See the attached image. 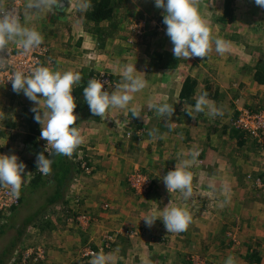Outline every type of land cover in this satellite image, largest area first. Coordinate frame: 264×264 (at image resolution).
<instances>
[{"label": "crops", "instance_id": "obj_1", "mask_svg": "<svg viewBox=\"0 0 264 264\" xmlns=\"http://www.w3.org/2000/svg\"><path fill=\"white\" fill-rule=\"evenodd\" d=\"M114 1L117 11L120 2L141 9L145 8L146 3L145 0ZM239 1L246 4L248 12L243 15L245 22L250 16L256 17V9H251L255 4L253 0H235L233 15L227 22L219 20L224 10V0H197L200 13L209 23L211 50L204 58L185 59L173 56V46L166 35L163 17L160 19V28L153 26L154 29H150L142 41L131 45L128 42L129 34L125 32L128 15L123 14L117 32L107 35L100 44L95 31L98 26L86 17L89 10L85 13L77 10L80 0H64L63 10L56 12L48 8L29 9L27 4L30 0H24L21 24L39 31L43 36L42 42L45 41L50 47L51 55L44 66L61 73L71 70L84 75L92 71H105L112 82L108 89L114 91L123 83L120 75L123 68L135 63L137 70L143 71L137 74L147 84L134 94L129 105L139 106L142 118L130 119L131 113L127 116L123 109L110 108L105 117L93 116L88 110L86 117L77 121L83 143L71 156H63L72 163V170L66 184H62V197L52 204L42 199L21 208L22 217L13 220L17 230L24 224L22 222L28 214L37 210L39 213L26 223L19 241L21 238L35 239V247L46 253L47 263L55 261L56 248L65 251L62 254L69 257L68 251L75 246L76 240L82 241L90 235V241L96 245L106 241L105 235H110L112 248H107L105 251L109 250L105 255L113 256L114 260L108 264H194L192 260L198 257L203 258L204 264H226L229 258L233 264H264V216H260V203L253 202L247 208L242 206L246 200L240 196L249 191L250 187L244 185L243 178L250 173V167L253 166L249 162L253 163L255 158L248 157L244 151L245 141L248 140L244 134L245 137L241 138L243 142H238L239 138L231 125L236 104H233V100L229 101L230 97L222 98L227 93L223 84L211 80L214 67L210 65V72L208 68L200 69L213 59L228 61L233 58L230 48L236 45L233 41L234 32L229 26L241 11ZM103 24L105 22L100 23L101 26ZM216 38L226 42V51L223 53L216 51ZM220 71H224V68L218 73ZM208 89V98L215 102L223 115L227 112L226 105L230 106L229 120L223 119V115L211 117L207 115V110L196 113L195 118L187 114L186 109L194 106L198 96L204 91L208 92ZM240 90L242 92L243 89ZM153 101L172 104L175 109L173 116L165 119L155 110H150L148 104ZM32 106V102L22 92L17 94L12 89L0 90V154L15 153L25 163V172L28 173L27 179L22 181L21 193L35 172L47 180L53 177L52 172L44 176L31 165L36 160L33 144L44 145L46 142L31 131V127L36 128L35 132L41 131L40 125L33 119L34 113L30 111ZM153 130H156V134L150 136ZM34 139L36 141H31ZM193 148L199 149V155L189 168L193 176L192 194L185 199L180 191L169 193L162 177L169 171L168 168L178 167L183 160L191 159L189 152ZM82 155L97 161L91 172L92 177L87 178V173L78 169ZM104 156H110L109 159L113 161H126L127 166L138 160L149 172L144 173L150 178L146 193L141 195L131 187L130 192L124 190V185H120L118 180L121 170L114 165L111 171L106 170L102 160ZM98 170H102V173ZM256 185L261 187V184ZM56 187L54 183H42L36 190L48 191L47 194L51 195ZM83 187L88 196H79L84 193V190L81 191ZM79 197L80 204L84 202L79 212L90 216V223L94 226L88 228V232L79 228L76 233L72 228L75 224L80 226L75 213L70 211L71 199L73 201V198ZM106 204L108 208L104 209L103 205ZM166 205L180 206L189 211L191 222L186 230L167 232L159 218L151 228L145 225L142 216L154 208L163 210ZM241 206L243 211L247 210L246 213L253 215L249 218L250 222L247 223L246 218H243L228 224L229 210L233 207L240 209ZM61 222L64 224L62 227L59 226ZM0 223H4L3 220L0 219ZM231 226L230 236L228 229ZM8 233L13 235L15 232ZM13 236L4 235L10 240ZM18 247L16 245L14 251ZM63 256L59 255L56 259L60 260ZM81 260L84 262V259ZM63 264L81 263L66 258Z\"/></svg>", "mask_w": 264, "mask_h": 264}, {"label": "clouds", "instance_id": "obj_2", "mask_svg": "<svg viewBox=\"0 0 264 264\" xmlns=\"http://www.w3.org/2000/svg\"><path fill=\"white\" fill-rule=\"evenodd\" d=\"M255 5L264 10V0H253ZM154 6L162 9V22L166 26L165 32L172 43V54L176 58L189 59L191 57L204 58L211 50V32L207 19L200 13L197 0H154ZM29 9L40 10L48 8L56 12L63 10L64 0H30ZM92 7L91 0H80L77 10L87 12ZM9 41H16L28 51L42 44L43 36L34 28L21 24L19 16L12 10H0V50H4ZM216 51H226V42L216 38ZM135 63L127 64L120 73L123 83L114 91H109L107 81L90 78L83 87V97L93 116L105 117L110 108L125 110L124 114L131 118H142L139 106L129 107L134 94L146 87V80L138 75ZM103 74V73H101ZM13 92L23 95L32 102L30 111L33 119L40 127V138L46 141L45 151L36 154L35 167L44 176L52 172L53 161L49 158L54 151L56 154L71 156L73 151L83 143V137L76 126L78 114L73 96V89L79 86L82 74L79 71H53L44 65H38L25 74L22 70H13L8 77ZM150 110H155L160 116L168 119L173 116L174 106L167 101H153L148 104ZM216 117L223 115L214 101L208 98L206 91L202 92L194 106L186 109L187 114L195 118L196 113H203ZM156 130L150 131L154 136ZM163 139L162 136L159 137ZM49 146L52 151H49ZM48 152V156L45 155ZM199 155V149L193 148L189 152L191 159H185L180 166L170 169L162 180L169 193L180 191L185 199L192 194L191 164ZM26 165L18 156L0 154V184L11 186L13 195L18 196L22 181L27 179ZM145 225L151 228L156 220H162L167 232H182L191 222V215L186 208L180 206H165L163 210L154 208L141 217ZM140 218V219H141ZM114 260L111 255L96 254L89 264H108ZM226 264H233L229 258Z\"/></svg>", "mask_w": 264, "mask_h": 264}, {"label": "rangeland", "instance_id": "obj_3", "mask_svg": "<svg viewBox=\"0 0 264 264\" xmlns=\"http://www.w3.org/2000/svg\"><path fill=\"white\" fill-rule=\"evenodd\" d=\"M11 1L12 0H0V8L7 5ZM20 2H21V5H20V11H21L20 21H21L22 20V5L24 3V0H20ZM145 2L146 3L144 6L145 7L144 9L132 8L129 5H127L126 2H120L118 6V12L120 11L119 12L120 16H122L123 14L128 15L127 16L128 18L126 20L127 31L125 32L126 33L128 32L129 34L128 38L130 40L128 39L129 40L128 42L131 45L134 43H137L138 41L139 42L142 41L144 37H139L138 34L135 35V33L129 29L131 27L130 25H133V24L139 25L141 24L139 23V21H142L143 24L145 25L143 27L144 29L142 30L141 35L145 33L144 36L146 37V35L149 34L150 29L153 30L154 29L153 26L156 27L157 25L156 23L160 22V19L162 18V11L154 6V0H145ZM242 3L243 1L238 2V7L241 11L238 12L237 16L233 19L231 25L229 26L230 30L234 32L233 41L235 42L234 44L236 45L235 47L230 48L233 58H231L230 60L228 59V61L223 60L222 58L221 60L213 59L212 61H210L209 64H204L202 66L203 68H200L203 70H206L208 68L210 72V65L214 67L213 69L214 74H211L210 78L211 80H214L215 82H219V84L221 85L223 84V87L224 89L227 90V93H225L222 96V98L230 97L229 101L233 100V104H236L235 115L237 113V108L241 107L242 105H248L253 108L264 106V86H259L258 83H256L252 78L253 66L255 64L256 59L264 57V10H262L259 6L255 4L252 5L251 9L253 7L256 9V13H257L255 14L256 17L250 16L247 18L245 22V18L243 17V15L247 14L248 11L246 9V4L243 5ZM146 8L147 10H145ZM143 11L146 12V15ZM156 28L158 29L159 27L157 26ZM16 44H18V42L16 43H10V41L8 42L9 46H15ZM42 44L48 48L47 55L50 57L51 54H50L49 45L45 41L42 42ZM237 46H238V49H237ZM222 68H224V71H220V73H218V70H221ZM101 72H104L107 74V72L105 71H100L98 73H95L93 78H95V76H97ZM222 77L224 79H222ZM1 89L7 90L5 86L3 85H0V90ZM240 89H243L242 92ZM226 106H227V109L225 110H227V112L225 113V115H223V119L225 117L226 119L229 120V116L231 114V108L229 105H226ZM231 125H232V120H231ZM247 139H248L247 142L245 141V144H244L245 146L244 151H246V155L248 157L255 158L256 160L254 159L255 161L253 160V163L249 162V164H252L253 167H250V170H249L250 173H248V175H246L243 178L244 185H247V186L249 185L250 188H249V191H247L246 193L240 194V196L242 197V200H246L244 201V205L242 206H247V208H249L248 207L249 204H252L253 202H257V203L259 202L261 206V211H262V214L260 216H264V209L262 210V206L264 207V137L259 141L249 136L247 137ZM80 153H82V150ZM112 154L117 156V154H115V151H112ZM109 157L104 156L102 158L105 164L104 168L106 170L111 171L112 170L111 166L114 165L115 168H119V170H121L120 175H119L120 177L118 178V180L120 181L119 184L121 183L120 185L122 184L124 185V190L126 189L127 191L130 192L131 190L130 187H131L133 190L137 191V193L144 195L148 187H144L145 180L144 182L141 180L143 179V177L150 179L149 176L144 175V173H149L147 169H145V167H142L141 163L137 159H136L137 160L136 163L130 166L129 165L127 166L126 161H122V160L113 161V160H110ZM81 161L88 165V168H87L88 171L87 172L85 171L87 173L86 177L87 178L92 177L93 174L91 172L94 171V165L97 161H94V159L91 161L88 158H84L83 155L80 156V162ZM170 169L172 168H168V170ZM98 171L102 173V170H98ZM258 182H261L260 188H258L256 185ZM87 184L92 185L93 182L92 183L87 182ZM136 184L138 185L137 189H135L134 187ZM22 188H23V185H22ZM83 190H84V193L79 194V196L80 195L88 196V194L85 193V190H86L85 187H83L81 191L83 192ZM86 198H89V197H86ZM140 198H143V196ZM80 200H81V197L73 198V201L71 199L70 211L75 213V218H77L80 224V226L76 224H75V227L72 226L73 230H76V233L79 232V228L81 230H86V232H88L89 231L88 228L94 227L90 223L92 222L90 219V216L85 215L86 214L85 212H79L81 207H83L82 205L84 203L82 202V204H80ZM95 201L101 202L99 200H95ZM103 206H104V209L108 208V204L103 205ZM242 206L240 209L233 207L229 210L230 212L229 220L230 221L228 222V224L233 223L235 220H238V219L243 220V218H246L247 223L250 222L249 218H252L253 215L246 213L247 210L243 211ZM8 215L9 213H3L0 215V219L3 220V222H5L10 216ZM82 216H84V218H81ZM7 221H9V219ZM62 225L64 224L61 222L59 226L62 227ZM231 228L232 226L228 229L230 236L232 234V231H230ZM61 233L59 234L61 235ZM89 237L90 235H88L87 238L82 241H79L80 239L78 238L79 240H76L75 246L74 247L72 246V249L68 251L70 253L69 257L62 254V253H66L65 251L63 252L62 249H60L61 250L60 251L59 248H56L55 251L57 252V256L54 258L55 261H51V263L46 262V253L43 254L42 251H41L42 256L40 258L38 257L37 255L38 248L35 247L36 246L35 239H24L23 240L21 238V240L17 244L19 246L18 250L13 251L12 254H10L9 256H6L4 262L5 264H63L64 262H66V258L67 260L72 258L74 261L79 262L81 264H89V261L96 254H106L108 253V250H109L108 249L107 251H105L107 248L99 250L100 246H104L103 244L105 243V241H102L98 244L96 243L95 245L93 241H90ZM73 238H77V237L73 236ZM9 241L10 239L6 238L5 241L3 240L0 242V251L4 247V245L7 244ZM71 242H73V239L71 240ZM45 245L48 246V243H45ZM85 247L95 249L96 250L95 254L92 256L84 257L82 255V249ZM26 250L28 251L29 256L23 259L22 254ZM17 251L19 253L15 255ZM59 255L61 256L64 255V256L61 257L60 260H57L56 258H59ZM81 258L84 259V262L82 260L80 262ZM202 260L203 258L198 257V259H193L192 263L204 264L203 263L204 261L202 262Z\"/></svg>", "mask_w": 264, "mask_h": 264}, {"label": "trees", "instance_id": "obj_4", "mask_svg": "<svg viewBox=\"0 0 264 264\" xmlns=\"http://www.w3.org/2000/svg\"><path fill=\"white\" fill-rule=\"evenodd\" d=\"M113 1L114 0H91L92 7L89 9L88 14L86 16L95 25L98 26V28L95 31L97 34V39L100 44L107 35H110V34L112 35L116 33L121 25L122 18L119 15L120 11L118 12L116 10L117 4H115L114 3L115 1L114 2ZM234 1L235 0H224V10H223L221 17L219 18L221 22H227L228 20L231 19L233 15ZM103 22H105V24L101 26L100 23H103ZM144 35L145 33H143V35L140 34L139 37H144ZM93 73L95 72L94 71L89 72L87 75L82 74V80H81L80 85L74 87L73 89V94H74V98H75L76 105H77V107L74 109V112L78 114L77 121H79L83 117H86L87 111L89 110L88 105L83 97V87L86 86L87 81L90 78H93L94 76ZM252 78L256 83L264 84V57L256 60V63L253 66ZM192 87L193 85L191 86V88ZM207 93H208V97H210V94H209L210 89H208ZM213 96H215V94H213ZM248 107H250L253 110L258 108V107L253 108L251 106H248ZM233 130L239 138L238 142L242 143L243 141L241 138L245 137L243 135L244 133L240 132L238 129H235L234 127H233ZM31 131L40 135V130H37V132H35L36 128L31 127ZM30 137L31 139H33L31 135ZM31 141H36V139L31 140ZM33 147H34L35 156L38 152L43 151V144L35 143L33 144ZM45 155L48 156V153H45ZM63 156H64L63 154H56L54 151L52 152V155L49 157L53 161L51 165L52 175H53L52 180H47L41 177L39 173L35 172L32 178L30 179L27 188H25L23 192L21 193L18 204L14 205L10 210L11 214L8 217L9 219L8 222L10 223H6L8 219L4 223H0V242L6 239L4 235H7V236L14 235L13 238L7 244H5L4 247L0 251V264H5L4 261H5L6 256H9L10 254H12V252L16 248V245H17L16 243L17 241H19L26 223L30 221L34 217V215L37 216V214L39 213L38 212L39 210H37L36 212H33L32 210L33 213L28 214L24 218L22 222L24 224H22L21 227L17 230V228L16 229L14 228L13 220H15V218L17 217L19 218L22 217L21 208L24 209L25 206H27V204L29 205L33 203L34 201H38V200L42 201V199L45 200L46 203L52 204L58 201L62 197V190H63L62 184L64 185L66 184V181L69 179L68 175L70 174L72 170V167H71L72 163L68 159L64 158ZM31 165L35 167V161L31 162ZM78 169H80L79 164H78ZM42 183H45V184L48 183L49 185L54 183L55 185H57V187L55 188L54 192L51 195L47 194L48 191L38 192L36 189H38V187ZM30 196H33L32 197V199H34L33 201L30 198ZM6 226L9 228L8 229L4 228ZM9 231H11V234H13L14 232L15 233L13 235H9L8 233Z\"/></svg>", "mask_w": 264, "mask_h": 264}, {"label": "built area", "instance_id": "obj_5", "mask_svg": "<svg viewBox=\"0 0 264 264\" xmlns=\"http://www.w3.org/2000/svg\"><path fill=\"white\" fill-rule=\"evenodd\" d=\"M20 0H12L7 5L0 8V10H12L16 12L19 16V20L21 19V11H20ZM141 24H133L130 25L129 28L132 32L138 35L142 33L144 29V25L142 21H139ZM157 24V25H156ZM156 27H161V22L156 23ZM48 48L41 44L37 48L24 51L23 48L18 44L15 46H9L7 44L4 50H0V85L5 86V88L9 91L12 89L11 81L8 77L12 74L13 70H22L27 75L30 73V70L37 67L38 65H45V62L48 58ZM103 73V74H101ZM95 78H99L102 81H107L106 87H110L111 79L108 74L101 72ZM232 125L235 129H238L240 132L244 133L245 136H249L255 140H261L264 137V106L258 107L257 109L253 110L248 105H242L241 107L237 108V113L235 117L232 119ZM46 142L43 145V151H45ZM49 151H52L49 146ZM48 153V152H45ZM80 170L81 171H88V165L84 162H80ZM138 177V176H137ZM143 177L141 181L144 182V187H148L150 181L148 178ZM139 180V179H138ZM257 184H261L258 182ZM137 184L134 186L137 189ZM22 185L20 188V192L18 196L13 195L11 191V186L6 184H0V214L9 213L11 208L18 204L20 195H21ZM81 218H84L82 216ZM105 243L104 246H100L99 250L106 249L111 247L112 245V238L110 235L105 236ZM37 255L40 258L42 256L41 250L37 249ZM95 249L85 247L82 249V255L84 257L92 256L95 254ZM19 253L16 252L15 255ZM22 258L25 259L29 256L28 251L26 250L22 254Z\"/></svg>", "mask_w": 264, "mask_h": 264}]
</instances>
